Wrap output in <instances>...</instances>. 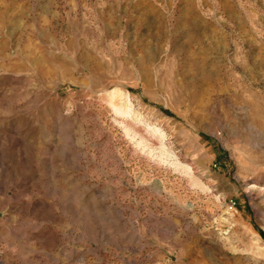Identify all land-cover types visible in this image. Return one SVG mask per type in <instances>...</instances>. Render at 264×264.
<instances>
[{"label":"rangeland","instance_id":"374dc122","mask_svg":"<svg viewBox=\"0 0 264 264\" xmlns=\"http://www.w3.org/2000/svg\"><path fill=\"white\" fill-rule=\"evenodd\" d=\"M0 264H264V0H0Z\"/></svg>","mask_w":264,"mask_h":264},{"label":"bare ground","instance_id":"6f19581e","mask_svg":"<svg viewBox=\"0 0 264 264\" xmlns=\"http://www.w3.org/2000/svg\"><path fill=\"white\" fill-rule=\"evenodd\" d=\"M115 106V105H114ZM115 108H116V106H115ZM120 110V109H119Z\"/></svg>","mask_w":264,"mask_h":264}]
</instances>
